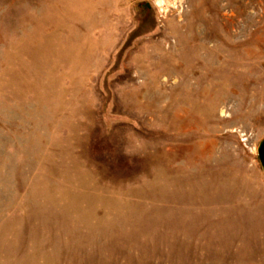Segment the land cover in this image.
Returning <instances> with one entry per match:
<instances>
[{"label": "rangeland", "instance_id": "rangeland-1", "mask_svg": "<svg viewBox=\"0 0 264 264\" xmlns=\"http://www.w3.org/2000/svg\"><path fill=\"white\" fill-rule=\"evenodd\" d=\"M264 0H0V264H264Z\"/></svg>", "mask_w": 264, "mask_h": 264}, {"label": "flooded vegetation", "instance_id": "flooded-vegetation-1", "mask_svg": "<svg viewBox=\"0 0 264 264\" xmlns=\"http://www.w3.org/2000/svg\"><path fill=\"white\" fill-rule=\"evenodd\" d=\"M261 155L264 156V137L261 140L259 147H258V158H259V161L261 162V165L264 167V163L262 162Z\"/></svg>", "mask_w": 264, "mask_h": 264}, {"label": "water", "instance_id": "water-1", "mask_svg": "<svg viewBox=\"0 0 264 264\" xmlns=\"http://www.w3.org/2000/svg\"><path fill=\"white\" fill-rule=\"evenodd\" d=\"M261 159H262V162L264 163V156L263 155H261Z\"/></svg>", "mask_w": 264, "mask_h": 264}]
</instances>
